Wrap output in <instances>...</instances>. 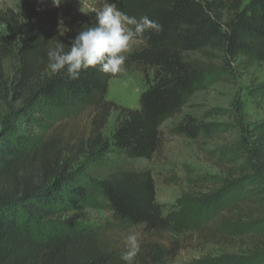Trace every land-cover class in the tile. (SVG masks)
I'll return each mask as SVG.
<instances>
[{"label":"trees","instance_id":"16d2710c","mask_svg":"<svg viewBox=\"0 0 264 264\" xmlns=\"http://www.w3.org/2000/svg\"><path fill=\"white\" fill-rule=\"evenodd\" d=\"M130 16H148L162 31H146L142 47L127 60L150 79L138 108L106 100L112 74L97 68L69 79L66 71L53 74L47 51L57 41L67 50L95 15L73 16L57 37L46 11L36 0H20L17 11H0V65L17 56L11 93L21 102L14 111L18 121L37 124L42 113L73 115L80 109L102 111L93 120L86 142L56 150L42 136L31 138L20 123H6L0 135V264H126L127 248L112 242L104 231L86 229L68 217L80 209L109 206L114 219L126 226H143L148 239L131 264H170L188 248L185 235L200 233L208 253L198 264H264V121L249 126L236 118L233 141L220 149L224 170L212 176V187L200 198H182L181 208L164 214L149 170L108 166L111 154L130 159H152L160 149L162 124L181 112L188 99L207 88L212 65L197 58L221 56L264 62V0H112ZM25 26V29H19ZM13 52V53H12ZM264 112V83L252 91ZM118 111L110 138L103 127L110 113ZM11 111V112H13ZM215 112L214 114H217ZM212 115V112H210ZM232 130L227 124L180 122L178 135L210 138ZM68 145V144H67ZM87 157V161L82 160ZM82 158V159H81ZM215 223L214 232L206 228ZM211 231V230H210ZM171 232L182 237L160 242ZM206 235V236H205ZM189 246V245H188Z\"/></svg>","mask_w":264,"mask_h":264},{"label":"rangeland","instance_id":"374dc122","mask_svg":"<svg viewBox=\"0 0 264 264\" xmlns=\"http://www.w3.org/2000/svg\"><path fill=\"white\" fill-rule=\"evenodd\" d=\"M19 1L0 0V11H17ZM36 1L46 11L50 27L57 37H61V33L66 26H69L68 23L73 16L86 17L94 14L87 12L94 0H61L59 7L54 6L52 0ZM22 28L25 29V26L19 29ZM5 34V25L0 24V35ZM141 47V41L135 39L128 52L124 54L128 58L132 52ZM196 57L212 65V69L208 72L207 88L192 95L181 112L162 124L163 142L156 155L152 159H130L111 154L107 157L108 166H102L97 171L99 176L105 175L110 167L151 171L156 184V197L165 215L178 211L181 208L179 201L182 198H200L212 187L210 178L224 170L226 162L219 157V152L222 146L235 138L233 124L236 123V118L245 120L249 126L264 121V112L257 107L252 95L253 89L256 90L258 85L264 83V62L250 63L241 59L226 62L221 56L205 57L201 54H196ZM124 67L123 73L113 75L110 79L106 100L118 106L138 108L140 95L153 78V73L150 72L147 77L128 60L125 61ZM16 68L17 56L14 53L8 56L2 66L0 65V135L6 123H11L13 126L20 123L21 129H24L31 138L42 136L46 141L54 139L51 141L54 142L56 150H64L67 146L75 150L74 146L81 139H84L85 143L93 126V120L98 118L102 111L80 109L73 115H54L46 112L41 114L37 124L30 119L18 121L14 108L21 105V102L11 93V83ZM215 112L218 113L214 114ZM117 117L118 111L113 110L105 121L102 132L104 136L108 138L112 136ZM189 118H194L198 122L227 124L232 130L210 138L197 139L176 134L175 127ZM84 159L88 160L86 156L82 160ZM68 217L77 220L86 229L104 231L112 242L122 248H127L126 237L129 234H135L139 244L151 237L144 233L143 226L119 224L105 201H101L98 207L72 212ZM212 224L206 228V233L214 232L217 228L215 223ZM180 237L181 234L167 232L159 234L157 239L167 243ZM205 238H200V233L196 232L185 235L182 241L188 248L180 250L170 264H198L202 256L218 253V249H214L213 244H207L203 249L193 247L205 244L207 240Z\"/></svg>","mask_w":264,"mask_h":264},{"label":"clouds","instance_id":"9594fccd","mask_svg":"<svg viewBox=\"0 0 264 264\" xmlns=\"http://www.w3.org/2000/svg\"><path fill=\"white\" fill-rule=\"evenodd\" d=\"M52 3L59 7L61 0H52ZM87 12L94 13L95 24L84 26L72 40L69 49L66 50L60 41L48 49V67L53 74L66 71L68 78L75 80L89 68L112 75L123 73L127 60L124 53L128 52L131 43L143 38L146 31H162L158 21L146 15L139 18L130 16L112 0H94ZM126 247L121 259L131 264L140 251L135 234L126 237Z\"/></svg>","mask_w":264,"mask_h":264}]
</instances>
